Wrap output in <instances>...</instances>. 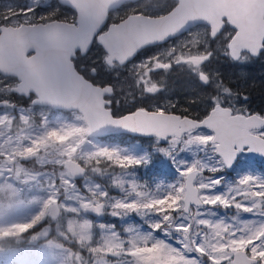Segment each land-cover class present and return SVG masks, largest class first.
I'll return each instance as SVG.
<instances>
[{"label":"snow or ice","instance_id":"snow-or-ice-1","mask_svg":"<svg viewBox=\"0 0 264 264\" xmlns=\"http://www.w3.org/2000/svg\"><path fill=\"white\" fill-rule=\"evenodd\" d=\"M220 56L264 58V0L6 4L0 264H264V111L212 69ZM154 156L171 182L136 175ZM133 213L147 230L92 218Z\"/></svg>","mask_w":264,"mask_h":264},{"label":"trees","instance_id":"trees-1","mask_svg":"<svg viewBox=\"0 0 264 264\" xmlns=\"http://www.w3.org/2000/svg\"><path fill=\"white\" fill-rule=\"evenodd\" d=\"M14 1L16 0H0V8H3L6 4L14 3ZM227 61L228 62L224 61V58H218L216 62L221 78L224 79L225 83H229L231 86L247 95V105L251 107L252 110L264 111V60L255 58L243 65H237L230 60ZM169 83L173 90L181 95L189 91L191 87L188 83V78L180 71L173 73ZM147 140L148 139L144 137H137L136 140H132V136L127 134L117 138V142L133 143L137 141L145 148L148 147V144H146ZM158 159H160V157L154 156L153 163L148 166H156L160 169V166L156 164ZM255 166L259 167L256 169L257 173L264 171V165L261 163L255 162ZM164 169H168L169 176H172V168H163V170ZM113 194H116L115 191H113Z\"/></svg>","mask_w":264,"mask_h":264},{"label":"rangeland","instance_id":"rangeland-1","mask_svg":"<svg viewBox=\"0 0 264 264\" xmlns=\"http://www.w3.org/2000/svg\"><path fill=\"white\" fill-rule=\"evenodd\" d=\"M51 1V0H50ZM23 2L25 3L26 0H23ZM249 62V61H248ZM248 62H246L245 64H247ZM217 63L215 62L211 67L213 70L218 71L220 74V71L218 69V66L216 65ZM246 106L248 108L251 109V107H249L247 104ZM252 110V109H251ZM133 143H138L139 142H133ZM147 144V143H146ZM185 159H191V154L190 153H183L181 154ZM255 162L257 163H261L262 165H264V158L260 159V158H254ZM259 168L257 166H255V170ZM136 175L138 176V178L143 181L146 182L150 185H155L156 182H171L175 177V171H174V167L172 168V172L171 175L169 176V171L168 169H164L162 167H160V169H158V167L156 166H142L136 169ZM207 175V173H206ZM94 179L97 180V182L102 183V184H107V178L106 177H93ZM225 178L227 181L231 182L234 178H235V173L229 174V173H225ZM78 183H82V181L78 182ZM215 210L218 212L220 218L223 219H229L231 218V216L235 213L234 209H224L222 206H214ZM241 216L245 219H249V218H253L252 214L249 213H241ZM92 218H94L98 223L99 222H104V223H115L117 225V230H121L125 227H127L128 224H135L138 226H141L143 229L147 230L148 229V224L146 223V221L144 220V218L140 217L137 214H129L127 217H125L124 219H120V218H116V217H112L110 214L109 215H104V216H93Z\"/></svg>","mask_w":264,"mask_h":264},{"label":"flooded vegetation","instance_id":"flooded-vegetation-1","mask_svg":"<svg viewBox=\"0 0 264 264\" xmlns=\"http://www.w3.org/2000/svg\"><path fill=\"white\" fill-rule=\"evenodd\" d=\"M50 2H51V3H56L57 0H51ZM14 3L23 4L24 2H23V0H16ZM0 10H2V9H0ZM60 13H63V14H66V15H71V12H70V11H67V10H65V9H60L58 14H60ZM141 58H143V57H141ZM219 58H223V56H220ZM257 58H258V57H257ZM253 59H255V58H253ZM253 59H251V60H253ZM259 59H260V58H259ZM261 59L264 60V58H261ZM251 60H250V61H251ZM224 61L228 62L227 59H225V58H224ZM172 75H173V74H172ZM18 102H19L20 104H22V105L26 103L24 100H19Z\"/></svg>","mask_w":264,"mask_h":264},{"label":"water","instance_id":"water-1","mask_svg":"<svg viewBox=\"0 0 264 264\" xmlns=\"http://www.w3.org/2000/svg\"><path fill=\"white\" fill-rule=\"evenodd\" d=\"M129 135H134V134H129ZM146 138V137H145ZM256 158H261L258 154L255 156ZM99 217V216H98Z\"/></svg>","mask_w":264,"mask_h":264}]
</instances>
